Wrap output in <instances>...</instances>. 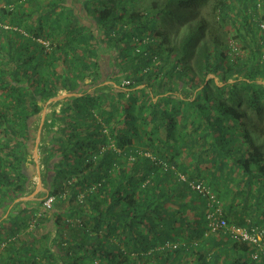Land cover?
<instances>
[{"label": "trees", "instance_id": "trees-1", "mask_svg": "<svg viewBox=\"0 0 264 264\" xmlns=\"http://www.w3.org/2000/svg\"><path fill=\"white\" fill-rule=\"evenodd\" d=\"M45 1L0 0V264H264V155L252 135L264 132L238 108L264 121V54L236 53L264 48L255 3ZM225 24L239 48L218 33ZM106 48L117 88L103 82ZM59 91L76 95L43 123L55 202L41 211L16 199L33 174V120ZM216 209L228 227L261 230L259 245L212 232Z\"/></svg>", "mask_w": 264, "mask_h": 264}, {"label": "rangeland", "instance_id": "rangeland-1", "mask_svg": "<svg viewBox=\"0 0 264 264\" xmlns=\"http://www.w3.org/2000/svg\"><path fill=\"white\" fill-rule=\"evenodd\" d=\"M40 2L42 4L46 3L45 0H40ZM70 2V0H68V3ZM73 2V1H72ZM252 2L255 3V9L253 10V5L252 3L249 5L248 11L249 14L251 15V17L253 18L254 21H260V25L263 24L264 25V0H252ZM149 3V2H148ZM148 3L146 2L145 4L148 5ZM212 3L208 4L205 8L202 9V15H205L208 19H211V16H208L207 13H210V11L212 10ZM76 6V4H75ZM232 10V8H231ZM233 10H236L233 9ZM233 13V11H232ZM216 24V23H215ZM259 25V28L256 27V31H255V35L256 37H258L259 35H263L264 30L263 28ZM170 25H167V28H169ZM217 28V24L214 26ZM218 33L222 36L223 40L229 44L231 42H235L233 38H235L234 36V30L230 25H223L222 27H220L218 29ZM250 41H252V39H250ZM253 43L251 44V48L248 49H240L238 50L236 53L238 54V56L243 57V58H249L251 59L252 57V53H256L257 51V47H259V51L261 53L264 54V48L261 47L260 45V40H257V45L254 43V41H252ZM236 46L239 48L240 47V43L239 42H235ZM250 46V45H248ZM101 57L99 59V62L101 63V67H102V72L103 75H105L103 77V82L107 85H111L115 88H117L116 83L114 82L113 79H110V75L111 72L114 71L116 69V64H117V57L112 54V50L110 49H105L103 51H101ZM261 59H264V55L263 57H261ZM256 83L261 84L264 86V78L261 75H258V77H256ZM87 82V81H86ZM125 82V81H123ZM215 82L217 83L218 86H220V83H218L217 79H215ZM86 89H88V91L92 90V87H86ZM73 95L76 94H69L66 93L65 91H59L58 94L56 95V97L51 98L50 100H48L47 102H45L42 105V109L41 112L39 113V115L37 116L36 120H33V125H32V130H33V139L32 142L30 143V147H29V156L27 157V161L28 163H26V165L30 164L29 161L31 160V162L33 163V165H28L29 168H31V166H33V174L31 177V181H30V185L27 189V192H25V194H23L22 196H20L19 198L16 199V202H22L24 200H32L34 204H38L39 202L41 203V207L43 211L45 210H50L52 208V205L55 202V198L51 195L48 194L49 192V186L46 182L47 179V174L48 172L44 170L43 166H42V161H43V146H47L49 142V139H46L47 135H46V131L43 129V123L44 122H49L50 121V114L53 111H55V113H59L61 110V103L65 98H69ZM155 99V98H153ZM238 108L240 111L244 112V114H246V120H242L243 124L246 125V127L251 131L252 128H257L259 130H262L264 132V121L263 120H258V118L255 116V114L252 112V110H250L247 106H245V104L241 103L238 105ZM46 135V136H45ZM252 135L254 137L257 138V142H259V144H261V150H262V154L264 155V136L263 135H259V133L253 132ZM26 161V162H27ZM46 182V183H45ZM204 182H206L204 180ZM64 197V196H63ZM49 198H52V200L48 203L49 207L46 206V202ZM261 204H259V207L257 210H261L260 208ZM8 211H4L1 214V218L0 219H6L7 215H8ZM222 213V212H221ZM40 214V213H38ZM37 214V215H38ZM31 223V221H30ZM31 225V224H30Z\"/></svg>", "mask_w": 264, "mask_h": 264}, {"label": "built area", "instance_id": "built-area-1", "mask_svg": "<svg viewBox=\"0 0 264 264\" xmlns=\"http://www.w3.org/2000/svg\"><path fill=\"white\" fill-rule=\"evenodd\" d=\"M123 84L127 85L128 82L125 81ZM202 188L200 185H196L195 189H198L199 191H202ZM52 200V198H49L46 202V206L49 207V202ZM215 214H209L207 216L208 219V227L210 230L216 231L218 229H225L227 234L235 241L238 242H248L250 244H253L255 246L259 245V241L262 236V231L257 228H239L235 226H226V223L224 220L220 218V210L216 209Z\"/></svg>", "mask_w": 264, "mask_h": 264}]
</instances>
